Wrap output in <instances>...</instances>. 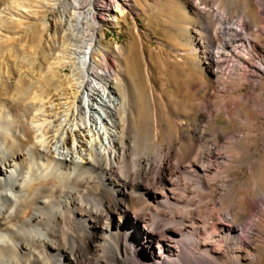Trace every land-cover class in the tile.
<instances>
[{
    "label": "bare ground",
    "instance_id": "bare-ground-1",
    "mask_svg": "<svg viewBox=\"0 0 264 264\" xmlns=\"http://www.w3.org/2000/svg\"><path fill=\"white\" fill-rule=\"evenodd\" d=\"M202 1L192 5L204 16L210 11ZM258 1L264 16V0ZM132 5V0H31L27 11L37 21L45 51L22 76L19 69H0V264H211L222 256L220 245L233 254L234 264L243 261L240 246L248 248L244 235L252 229L233 224L231 212L218 219L220 200L207 211L193 208L213 198L208 184L223 159L220 136L205 131L213 120L210 102L200 104L202 121L193 124V133L178 135L174 151L161 141L156 118L155 149L140 146L131 126L139 80L133 69L124 77L127 54L118 45L104 47L100 27L107 21L122 25ZM214 12L224 25L218 33L237 37L217 46V33L203 24L198 47L216 77L223 74L220 58L242 43L249 47L240 35L249 24L244 18L230 23ZM19 15L0 11V25ZM17 37L15 43L33 47V37ZM98 53L111 69L95 65ZM242 60L246 78L264 76L263 60ZM41 72L53 87L35 93L30 115L21 117L10 98L25 77ZM146 76L154 95L148 70ZM244 104L249 109L253 102ZM243 120L246 125L251 119ZM206 137L212 139L206 154L196 151ZM259 204L264 214V198L250 209Z\"/></svg>",
    "mask_w": 264,
    "mask_h": 264
},
{
    "label": "rangeland",
    "instance_id": "rangeland-1",
    "mask_svg": "<svg viewBox=\"0 0 264 264\" xmlns=\"http://www.w3.org/2000/svg\"><path fill=\"white\" fill-rule=\"evenodd\" d=\"M132 1L133 5L126 9L122 25H113L107 21L100 27V42L110 49L116 45L121 46L127 54L125 64L128 67L123 71L124 77H130L133 69L139 80L137 96L133 90L131 93L137 99V115L131 126L139 134L140 146L155 149L153 133L156 118L161 127V141L170 144V151H174L178 135L193 133V124L202 121L200 104L205 100L210 102L213 120L204 124L207 126L205 131L213 138L220 136L221 146L218 150L223 159L218 160L219 169H216L214 179L208 184L213 191V198L193 208L197 212L207 211L214 208L220 200L216 216L218 219L231 212L233 224L245 223V228L253 231L244 235V241L250 242L248 248L240 246L243 257L240 264H264V214L261 213L260 204L250 209V203L264 198V76L246 78L239 63L243 58L242 61L246 64L256 63L258 59L264 61V16L260 14V2L204 0L201 7L210 12L202 16V11L192 5L197 0ZM30 2L31 0H0L1 13L7 16L22 13L21 17L18 16L21 19L16 17L13 23L0 25V69H19V76H22L27 66L34 63L33 59L40 57L44 53L42 51H45L39 40L42 34L37 29V21L28 13ZM25 5L26 10L23 8ZM214 10L227 16L230 23L244 18L249 24L240 34L249 40V47L242 43L235 53L220 58L218 71L223 74L219 73L216 77L209 71L206 55L198 47L200 39L205 37L203 24L207 22L210 31L217 33V46H221L226 39L233 42L237 37L230 32L218 33L219 28L224 25L217 20ZM37 31L40 32L39 35ZM24 34L27 38L33 37L36 40L33 47L26 49L24 43H15L14 38ZM43 37L46 38L44 35ZM103 57V53H98L94 57L95 65L111 69L112 64L104 61ZM65 70L62 71L66 72ZM146 70L149 72V79L151 78L154 95H151L147 83ZM46 76L48 77L41 72L40 75L25 77L22 87L13 92L14 96L10 100L18 108L21 117L30 115L31 108L36 103V99L32 97L35 93L53 87L50 78ZM240 98L244 103L253 102L252 108L249 107V110L246 104H240ZM225 110L230 114L229 117L225 115ZM245 117L251 119L246 125L243 122ZM205 139V143H199L194 148L204 154L208 142L212 140L211 137ZM129 222H132L130 218ZM117 238L119 243L122 242L121 237ZM132 250L135 251L134 246ZM219 252L223 257L220 255L219 259L213 261L214 264H234L233 254L227 253L224 246H219ZM231 258L232 263L229 260Z\"/></svg>",
    "mask_w": 264,
    "mask_h": 264
}]
</instances>
